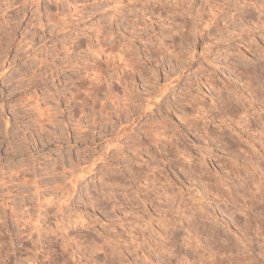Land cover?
I'll return each instance as SVG.
<instances>
[{
  "label": "rangeland",
  "instance_id": "374dc122",
  "mask_svg": "<svg viewBox=\"0 0 264 264\" xmlns=\"http://www.w3.org/2000/svg\"><path fill=\"white\" fill-rule=\"evenodd\" d=\"M243 6L0 0V264H264V13Z\"/></svg>",
  "mask_w": 264,
  "mask_h": 264
},
{
  "label": "bare ground",
  "instance_id": "6f19581e",
  "mask_svg": "<svg viewBox=\"0 0 264 264\" xmlns=\"http://www.w3.org/2000/svg\"><path fill=\"white\" fill-rule=\"evenodd\" d=\"M184 2H185V0H184ZM262 2L264 3V0H262ZM180 3V2H179ZM263 3H261V4H259L257 1L255 2L254 0H244V4H246V6L247 5H249V6H251L250 8H252V9H257L258 10V13L260 14V13H264V8H263V6H264V4ZM181 4H183V3H181ZM165 6V5H164ZM246 6H243V9H244V7H246ZM249 6H247V7H249ZM246 7V8H247ZM250 8H248V11L250 12V11H252V9H250ZM199 10V9H198ZM247 11V10H246ZM253 12V11H252ZM251 12V13H252ZM246 13H248V12H246ZM250 14V13H249ZM105 50H103V52H104ZM99 52V51H98ZM112 52V51H111ZM108 57H110V54H109V56ZM106 63H107V66H108V61H106ZM127 67H128V65H126ZM130 66L132 67V65L130 64ZM129 66V67H130ZM134 66V65H133ZM134 68H135V66H134ZM96 69H97V67H96ZM132 69V68H131ZM98 70V69H97ZM100 70V69H99ZM113 70V69H112ZM132 70H134V69H132ZM100 71H102V70H100ZM95 72V71H94ZM103 73V72H102ZM121 77V76H120ZM95 78H96V80L95 81H98V82H102L101 81V79H102V75L101 74H97V75H95ZM104 78V77H103ZM118 79H119V77H118ZM121 79V78H120ZM124 79V78H123ZM133 79V78H132ZM127 80V79H126ZM122 81V80H121ZM126 82V81H125ZM96 86V85H95ZM99 86V85H98ZM99 87H101V86H99ZM99 87H98V89H99ZM202 109V108H201ZM201 109H200V111H201ZM204 110V109H203ZM197 111H199V110H197V108H196V112ZM205 112V111H204ZM198 114H199V112H198ZM203 116H205L203 113H201ZM201 116V115H200ZM204 118V117H203ZM205 118H206V116H205ZM201 121V120H203V119H198V117L197 118H195V120L193 119V120H189L188 119V124L190 125V124H192V125H196L197 124V122L198 121ZM187 124V123H186ZM203 125H206V122L204 121L203 122ZM168 142V141H167ZM171 144V143H170ZM178 154V153H177ZM180 154V153H179ZM182 155H183V153H182ZM181 156V155H180ZM168 177V176H167ZM164 193V192H163ZM166 201V200H165Z\"/></svg>",
  "mask_w": 264,
  "mask_h": 264
}]
</instances>
